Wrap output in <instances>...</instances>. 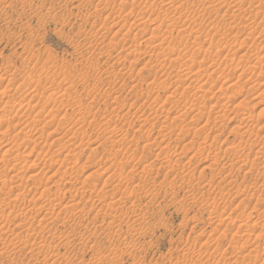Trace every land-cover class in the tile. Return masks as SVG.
<instances>
[{"label":"rangeland","instance_id":"374dc122","mask_svg":"<svg viewBox=\"0 0 264 264\" xmlns=\"http://www.w3.org/2000/svg\"><path fill=\"white\" fill-rule=\"evenodd\" d=\"M263 251L264 0H0V264Z\"/></svg>","mask_w":264,"mask_h":264},{"label":"bare ground","instance_id":"6f19581e","mask_svg":"<svg viewBox=\"0 0 264 264\" xmlns=\"http://www.w3.org/2000/svg\"><path fill=\"white\" fill-rule=\"evenodd\" d=\"M262 59V58H261ZM254 68V67H253ZM247 82V81H246ZM261 85V84H260ZM229 87V86H228ZM246 97V96H245ZM133 206V205H132ZM213 221V220H212ZM264 252V251H263ZM242 264V263H241Z\"/></svg>","mask_w":264,"mask_h":264}]
</instances>
